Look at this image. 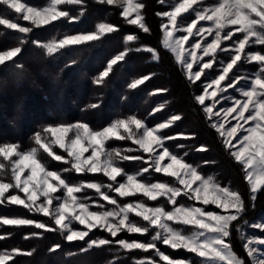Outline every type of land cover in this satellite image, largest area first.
<instances>
[{"label": "snow or ice", "instance_id": "obj_1", "mask_svg": "<svg viewBox=\"0 0 264 264\" xmlns=\"http://www.w3.org/2000/svg\"><path fill=\"white\" fill-rule=\"evenodd\" d=\"M96 2L119 7L120 15L127 24L137 26L144 33L150 32L142 13L145 5L140 0H96ZM159 2L164 4L166 0H159ZM0 4L5 5L16 14H21L22 19L30 22L33 26H21L9 19H0V25H6L8 29L24 34L25 38L20 39L21 44L26 42L27 34H30L35 27L49 25L62 18L69 22L79 20L86 10V0H48L46 6L42 7L29 6L21 0H0ZM67 5L79 6L78 14L73 15L70 11L64 10L62 6ZM189 12L194 14L195 19L184 26L178 22V18H183L184 14ZM156 15L168 18V23L161 25L162 47L174 55L175 60L185 69L190 81L199 80L204 69L213 67L218 50L230 55L226 66L221 69L222 74L212 79L209 84H205V94L198 95L195 99L203 106V111L209 120L214 116L219 118L210 126L222 138L223 144L231 156L242 166L244 179L249 187V201L254 206L258 193L264 192V52L249 51L248 49L264 46V0H216L213 5L209 6H203V0H173L170 10L158 12ZM200 21L210 22L211 26L197 27ZM169 25L172 26L171 29ZM117 30V27L110 23L100 22L95 25L94 31L88 33L65 35L60 39L53 38L47 42L33 41V43L48 55H52L69 46H80L98 41L106 34ZM176 32L187 34L176 36ZM236 33H240L241 36L234 39ZM205 34L207 35L205 36ZM195 36H200L203 43L200 41L192 43V50L185 55V42L189 41V37ZM207 36L213 37L211 42L207 41ZM137 39L136 35L129 34L125 37V43ZM225 41L231 43L227 47H222ZM196 49L202 51L204 57H210V60L203 63L200 70L193 72V63L189 58L196 60L197 63L203 59V57L197 56ZM131 50L120 52L111 59L95 82L102 84L104 78L112 71L113 66L119 61H123L127 51ZM135 51H146L152 55L154 61L159 60L158 52L151 47L137 48ZM21 52L22 48L19 46L0 52V66L13 61V58ZM253 62L258 65V68L251 80L243 76H237L235 79L229 77V73L234 67L239 70L241 64H252ZM226 77L230 82L226 86L219 87V91L224 92L227 88L235 87L240 80H245L248 87L239 89L241 96L245 99H235L232 107L221 108L220 111L213 112V108L219 101L214 99L211 106L205 105L207 89L212 85L220 86L221 81H224ZM148 79L147 75L135 79L129 84V87L135 89ZM216 95V91L211 93V97ZM89 107L95 108L98 105L92 104ZM163 107V105L159 106V108ZM221 112L224 113L223 117L220 115ZM232 113L236 114L233 119H236L237 123L225 129L224 123L220 121L227 120V117ZM181 119L180 115H172L166 122L150 128L140 119L128 117L115 120L101 130H93L87 123L78 122L48 126L43 129V135L35 134L34 142L39 149L56 161L70 164V168H65L64 172L74 170L76 173H102L112 182L107 185L99 182L70 184L59 172L48 170L46 164L39 159L37 147L20 151L19 145L16 144L0 146V157L10 161L13 181L10 183L0 181V203L6 199L8 203L23 205L29 212L41 213L43 216L49 217L51 221V224H48L28 218H0V224L34 226L35 229H42L45 232L58 231L69 242L84 241L89 236V232L97 227L107 231L112 237H116L118 233L124 231L147 234L150 228H153L156 231L151 237L152 242L145 243L125 239H119L116 242L129 252L154 250L156 256L160 260L166 261L167 264H246V261L234 251L231 243L232 232L236 231L238 238L243 242L242 246L246 250L251 264H264V247H262L264 238L246 235L243 230L245 226H248L264 232V220L251 224L247 220H243V214L247 211V207L243 195L238 190H233L230 186H222L212 175L204 176L199 172L198 166L187 163L184 157L171 152L165 146V140H174L176 137L164 136L162 130L169 128ZM133 125L136 130H142L139 135L132 132L131 126ZM246 125L248 126L246 127ZM121 129L128 135H122ZM241 133L243 134L241 135ZM49 134L51 138H54L51 141ZM178 135L186 139L195 138L194 134L180 133ZM113 138L117 140L132 139L144 153L150 155L155 172L175 178L178 184L183 187L165 182L146 183L138 179L139 174L131 175L124 172L120 166L121 161L143 160V157L129 156L120 149L109 148L107 142ZM233 140H236L237 143L233 144ZM53 143L67 153V158L56 155L52 151ZM237 145H239L238 150H236ZM178 147H183V145H178ZM89 149H91V153L85 157L84 154L89 152ZM198 150L207 151L208 149L206 146H201ZM205 163L209 162L205 161ZM5 169V164L0 163V170ZM26 170L28 174L25 176ZM148 171V168L143 169L145 173ZM118 177H122L123 182L118 181ZM104 187L117 193L120 197H130L137 193H142L151 201L167 197L168 202L174 207L168 211L163 206L147 207L142 202L127 203L121 206L115 198L102 191ZM85 188L95 190L103 200L116 207L104 211L90 210L89 206L77 196ZM10 189H18L25 194V198L13 194L6 196L5 194ZM57 193L61 194L57 195ZM181 195L189 200L198 201L204 206L214 205L221 211H209L205 207L183 204L175 206L178 203L177 198ZM38 201L40 202L37 203ZM54 201L59 202L53 206ZM130 213L141 217L146 224L141 225L133 222L130 219ZM241 221H243L242 224ZM74 222L83 225L87 230L73 227ZM169 222L193 226L196 230L185 232L173 227ZM30 235L39 236L41 233L33 232ZM4 238V236H0V239ZM156 241H160L172 249H185L199 259H172L157 248ZM111 243L112 241L108 239L88 240L86 241L87 247L82 248L81 252ZM60 247V244H56L50 251H55ZM18 254L31 256L34 254V250L25 252L13 249L10 252H0V264H8ZM109 264H115V262H109ZM134 264H157V261L146 257L136 260Z\"/></svg>", "mask_w": 264, "mask_h": 264}, {"label": "trees", "instance_id": "obj_2", "mask_svg": "<svg viewBox=\"0 0 264 264\" xmlns=\"http://www.w3.org/2000/svg\"><path fill=\"white\" fill-rule=\"evenodd\" d=\"M21 1L37 7L48 3V0ZM142 3L145 5L143 12L149 33L127 24L120 15L119 7L98 3L96 0H86L85 14L79 20L69 22L62 18L49 25L35 27L27 34L23 44L20 39L25 38L24 34L0 25V52L17 46L22 48V52L13 61L0 66V146L16 144L22 151L38 148L34 142L35 134L43 135V129L52 125L82 122L98 129L131 116L155 125L179 114L182 119L163 130L165 136H175L176 139L166 140L165 144L188 162L198 166L199 171L213 174L218 182L239 190L246 205L252 206L242 166L225 148L222 138L210 126L205 112L194 99L197 84L188 79L174 55L162 47L163 17L156 13L169 10L173 0H166L164 4L159 0H142ZM62 7L73 15L79 12V6ZM0 16L33 27L30 22L22 19L21 14H16L3 4H0ZM100 22L113 24L118 30L106 34L98 41L69 46L52 55L33 43L91 32ZM129 34L136 35L138 39L126 44L125 37ZM145 47L155 49L159 60L154 61L146 51H135ZM127 49L132 50L127 51L123 61L113 66L102 84H97L95 81L106 69L108 62ZM145 75L149 79L142 85L135 89L129 87L132 81ZM92 104L98 107H89ZM160 105L164 107L159 108ZM180 133L194 134L195 138L186 139L178 135ZM201 146H206L208 150L199 151ZM38 151L39 159L48 168L62 172L65 178L73 182H109L102 173H75L74 170L64 172L65 168H70V164L54 160L42 149L38 148ZM0 159L5 162L3 157ZM205 161L209 163L206 164ZM248 211L254 217L264 215V192L258 193L254 206L250 210L247 208L246 213ZM3 217L28 218L51 224L49 217L29 212L23 205L8 203L6 199L0 203V218ZM96 230L84 241L69 242L58 231L45 232L34 226L0 224V235L5 237L0 239V250H34L31 256L15 255L8 264H134L138 259L156 258L154 250L129 252L115 242L120 235L114 238L109 233L103 231V234H99ZM154 231L155 229H150L147 234L135 236H139L142 242H152ZM33 232L41 235L31 236ZM99 235L112 243L81 252L82 248L87 247L86 241ZM26 236L29 238L26 239ZM127 238L132 239L129 236ZM157 243L162 250L173 253L174 256H190V252L172 249L158 241ZM231 243L234 251L246 264H251L236 231L232 232ZM56 244L61 247L50 251Z\"/></svg>", "mask_w": 264, "mask_h": 264}, {"label": "rangeland", "instance_id": "obj_3", "mask_svg": "<svg viewBox=\"0 0 264 264\" xmlns=\"http://www.w3.org/2000/svg\"><path fill=\"white\" fill-rule=\"evenodd\" d=\"M140 2H142V0H140ZM215 2H216V0H203V6L213 5ZM166 11H168V10H166ZM142 13H143V16H144L143 10H142ZM2 18H4V17L0 16V19H2ZM6 19H8V18H6ZM193 19H195L194 14H192L191 12H189V13L184 14L183 18H178V22L181 23L182 25L186 26ZM9 20L12 21V22H16V21L11 20V19H9ZM16 23L20 24V22H16ZM167 23H168V18L167 17H163L162 24H167ZM20 25L21 26H24L23 24H20ZM43 26H45V25H43ZM200 26L210 27L211 25H210V22L200 21V22H198L197 27H200ZM171 27L172 26L169 25V28L170 29H171ZM233 27H235V26H233ZM194 31H195V29H194ZM86 33H88V32H86ZM78 34H81V33H78ZM182 34L183 35H186L187 33H181V32H176L175 33L176 36H180ZM73 35H75V34H73ZM162 35H163V32H162ZM206 35L207 34H205V36ZM240 36H241L240 33H236L235 36H234V39L239 38ZM212 38H213L212 36H207V41L208 42H211ZM196 41H200L201 43H203V40H202V38L200 36L189 37V41L185 42V44H184L185 55L187 54L188 51H191L192 50L191 44L192 43H195ZM230 43H231L230 41H225L224 44L222 45V47H227V46L230 45ZM248 50L249 51H260V52H264V46H257L255 48H250ZM195 51L197 53V56L198 57H203V59L200 60L199 63H197L196 60H194L192 58H189L190 59V62L193 63V69H192L193 72L200 70L201 65L203 63H205V62H208L210 60V57H204L202 51H200L199 49H196ZM229 59H230V55L229 54L223 53V52H219V50H218L217 55H216V60L213 62V67L211 69H204V72H202L200 79L199 80H195V82H194V83L197 84V91L195 93V97L198 96V95L205 94L204 85L205 84H209L212 79H214L218 75L222 74L221 69L224 66H226V63L229 61ZM221 62H223V63H221ZM178 64L181 66L180 63H178ZM257 68H258V65H256L254 62L252 64H241L239 66V70H237L236 67H234V69L232 70V72L229 73V77H231L232 79H235V77H237V76H243V77H247L249 80H251L252 77H253V74L257 71ZM183 70L185 71L184 68H183ZM185 73H186V71H185ZM186 75H187V73H186ZM187 77H188V75H187ZM229 82H230L229 81V78L226 77V79L224 81H221V85L220 86L212 85L211 87H209L207 89L208 95L206 96V99H205V105L211 106L213 104V100L214 99L219 101V103H217L216 106L213 108V112H218V111H220L221 108L232 107L233 106V101L235 99H240V100L245 99L244 97L241 96L240 91H239L240 88H247L248 87V84H247V82L245 80H240L235 87H233V88H227V90L224 91V92H220L219 91V87L226 86ZM214 91L217 92V95L215 97H211V93H213ZM195 101H196V99H195ZM200 106L202 107V110H203V106L202 105H200ZM177 115H179V114H177ZM220 115H221V117H223L224 116V113L221 112ZM235 115H236L235 113H232L231 115H229L227 117V120H221L220 121V122L224 123L225 129H227V128H229V127H231V126H233V125H235L237 123V120L236 119H233V117ZM245 115H248V113H245ZM131 117H136V116H131ZM126 118H128V117H126ZM126 118H121V119H126ZM136 118H138V117H136ZM138 119H140V118H138ZM217 119H219V118H217V117L214 116L211 120H209L210 124H212L213 122H215ZM140 120L143 121L144 124L146 126L150 127V128H154L158 124L167 121L166 120V121L157 123L155 125H150L146 121H144L142 119H140ZM240 123H243V121H240ZM65 125H67V124H65ZM109 125H107V126H109ZM52 126H57V125H52ZM107 126H105V127H107ZM247 126L248 125H246V127ZM103 128H98V129L97 128H92V129L93 130H101ZM131 130L136 135H139L140 132L142 131V130H136L134 125L131 126ZM120 132H121L122 135H125V136L128 135L127 133H125L123 131V129H121ZM242 134L243 133H241V135ZM69 135H71V134H69ZM162 135H164L163 134V130H162ZM52 139H54V138H51V135L49 134V140L51 141ZM108 142H109L110 145H108ZM108 142H107V146L109 148L120 149L124 154L129 155V156H142L143 157V160H127V161H121L120 162V166L122 167V169L124 170V172H126L127 174H131V175H137V174H139L138 175V179L143 180L146 183L165 182V183H170V184H173V185L178 186V187H181V188L183 187L182 185H179L178 184V182L176 181L175 178L166 176L163 173H157V172H155L153 170V166H152V161H151L150 155L148 153H144L142 151V149L139 148V145L135 144L132 139L117 140V139L113 138V139L109 140ZM232 143L233 144H236L237 141L236 140H233ZM165 146L171 152H174L178 156H182L179 153H177L176 151H173L172 149H170L166 144H165ZM238 147H239V145H237V149L236 150H238ZM128 149H132L133 151L127 152L126 150H128ZM20 151H22V150H20ZM52 151L56 155H61V156H64L65 158H67V153L64 152V150L60 149L59 146L58 145H55L54 143L52 144ZM158 151H160V150L158 149ZM90 153H91V149H89V152H86L84 154L85 157H87L88 155H90ZM12 159H15V157H12ZM184 160L187 163H189V164H191L193 166H196L195 164H193L191 162H188L185 158H184ZM0 163L5 164V166H6V169L5 170H0V181L6 182V183L13 182L12 181V178H11V164H10V161H6L5 160V162H4V161H2L0 159ZM164 163H167V161H164ZM144 168H148L149 171L146 172V173L143 172V169ZM48 170L57 171V170H54V169H51V168H48ZM57 172H59L62 175V177L65 178V176H64V174L62 172H60V171H57ZM199 172L201 174H203L204 176H209V175L214 176L213 174H210V173L205 174V173H203L201 171H199ZM86 173H88V172H86ZM27 174H28V171L26 170L25 173H24V175L26 176ZM88 174H90V173H88ZM214 177L216 178V176H214ZM9 179H11V180H9ZM65 179L70 184H79V183H86V182H98V181H92V180L80 181V182H73V181L69 180L68 178H65ZM117 180L123 182L122 181V177H118ZM53 183H55V181H53ZM109 183H112V182L109 180V182H107V183H105L103 185H107ZM220 184L222 186H230V185H224L222 183H220ZM230 187L233 190H237V189L233 188L232 186H230ZM102 191L104 193L108 194L109 196L115 198L117 200V203L119 205H121V206H123L124 204H127V203L142 202L147 207L163 206L168 211H171L173 209V207H174L173 204H171V203L168 202L167 197H160L156 201H151L147 197L143 196L142 193H137L136 195L130 196V197H120L117 193L109 190L107 187L102 188ZM9 192H11L10 194L19 195L21 198H25V194L22 193V192H20L18 189H10ZM60 194L61 193H57V195H60ZM5 195L7 196V193ZM77 196L84 203H86L89 206V209L92 210V211L112 210V209H114L116 207L115 205L109 204L107 201L103 200V198L101 197V195L99 193H96L95 190H93V189H87V188H85L81 193H78ZM41 200H43V197H41ZM177 201H178V203L175 206H179V205L183 204L185 206L205 207L206 210H209V211H221V210L217 209L214 205L204 206L200 202L193 201V200H189L187 197H185L183 195H181L180 197H178L177 198ZM39 202L40 201H38L37 203H39ZM58 202L59 201H54L53 206H55V204L58 203ZM101 205L103 207H100ZM246 207L250 210L253 207V204H252V206H249V207L246 205ZM32 212H35V211H32ZM129 216H130V219L133 222H135V223H138V224H141V225L146 224V222L143 221V219L141 217L135 216L134 213H130ZM3 218H9V219H11V218H19V217H3ZM117 219H119V218H117ZM243 220H247L251 224L253 222H259V221L264 220V215L261 216V217L260 216L254 217V216H251V214L248 211L247 213L245 212L243 214ZM169 223L173 227H176V228H178V229H180L182 231H185V232L195 231L196 230L193 226L179 225V224H176L174 222H169ZM242 223H243V221H241V224ZM73 227L78 228L80 230H87L83 225H79L78 222H74ZM150 229H153V228H150ZM94 230H96V232L99 233V234H103V231L106 232V233H108L107 231L103 230L100 227H97V228L93 229L92 231H94ZM243 230H244V232H245L246 235H255L258 238H264V232L260 231L259 229H253L251 227L245 226ZM92 231H90L89 234ZM155 231H156V229H155ZM155 231H154V234H155ZM119 235H120V238H118V240L119 239H125V240H128V241L137 240V241H141L142 242V240L140 239V237L139 236H135V235H143V234L128 233L127 231H124V232L118 233L117 236H119ZM128 236L131 237L132 239L127 238ZM98 239H106V238H104V237H102V236L99 235V236H96L92 240H98ZM116 241L117 240H115V242ZM158 242H160V241H158ZM155 243L157 245V248H159L161 252L165 253L166 255H168L172 259H184V260H188V259H199V258H196L195 256H193L192 253H190V256H188L187 258L186 257H181L180 255H175L174 256L173 253L170 254V253L166 252L165 250H162L161 247L158 246L157 241ZM160 243H162V242H160ZM262 247H264V246H262ZM175 250H179V249H175ZM180 250H182L183 252L186 251L185 249H180ZM3 251H9L10 252L11 250H6V249L0 250V252H3ZM186 252L188 253V251H186ZM154 254H155V251H154ZM153 259L157 261V264H167L166 261L160 260V258L158 256H156V258H153ZM248 259L250 260V258H248Z\"/></svg>", "mask_w": 264, "mask_h": 264}]
</instances>
